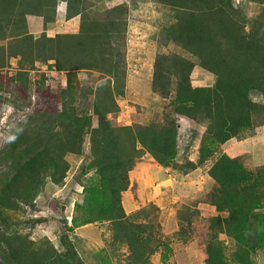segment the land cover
Masks as SVG:
<instances>
[{"label":"trees","instance_id":"trees-1","mask_svg":"<svg viewBox=\"0 0 264 264\" xmlns=\"http://www.w3.org/2000/svg\"><path fill=\"white\" fill-rule=\"evenodd\" d=\"M113 1L0 0V71L17 60L10 84L28 89V75L39 65L66 76L59 108L33 112L15 123L0 150V264H83L68 232L92 225H106L110 235L106 244L111 252L95 255L98 264H152L157 254L167 264L172 250L162 237L160 207L149 203L128 214L123 205L129 172L145 155L181 176L212 163L204 203L216 215L206 219L203 263L257 264L264 253V166L249 169L220 148L264 127V7L247 18L235 0H153L168 11L159 27L160 48L182 52L157 55L152 68L151 91L169 99L171 112L161 122L118 126L114 120L116 100L124 95L129 7L122 2L106 6ZM60 3L65 21L77 18L76 33L8 38L27 16L56 17ZM197 67L213 77L211 86H192ZM79 72L96 73L99 82L93 89L80 88ZM10 106L16 110L17 100ZM180 119L196 123L199 130L202 126L195 163H176ZM68 156L81 158L75 180L82 193L75 195L72 226L67 227L58 196L57 219L24 218L13 224L10 213L24 217L48 185L64 186ZM174 218L176 236L186 243L193 214L183 207ZM44 226L57 231V247L47 236L31 238Z\"/></svg>","mask_w":264,"mask_h":264},{"label":"rangeland","instance_id":"rangeland-1","mask_svg":"<svg viewBox=\"0 0 264 264\" xmlns=\"http://www.w3.org/2000/svg\"><path fill=\"white\" fill-rule=\"evenodd\" d=\"M153 0H115L108 3L107 7L118 5L121 2L129 7L128 20L124 38V95L117 98L116 103L119 112L114 120L118 126H128L133 123L149 124L154 121L161 122L166 114L170 113L169 99H161L151 91L152 68L157 55L168 52L182 54L176 48H160L161 38L158 36L160 24L164 21V14L167 10L156 6ZM262 3V5H261ZM235 5L245 14L247 18H254L258 15L261 7H264V0H235ZM25 17L18 22L9 32L8 38L23 36L26 34L39 35L47 31V36L54 37L57 34H74L77 32L78 20H64V4L57 7V15L50 20H37L38 17L29 19ZM34 19V20H33ZM46 22L47 24H45ZM28 25V28H27ZM15 27L18 30H14ZM48 65H51L50 63ZM17 69V60H10L6 69L0 71V150L6 144L7 133L10 128L26 119L32 112L55 111L59 107L58 94L65 87L66 76L64 73L56 72L53 68L39 65L28 75V89L21 90L14 88L9 79ZM99 75L96 73L79 72L77 84L80 88L93 89L99 82ZM213 83V77L200 68H195L191 74L193 87H209ZM17 100L18 108L14 110L10 103ZM253 101H259L254 97ZM30 106V107H29ZM29 107L28 109H25ZM84 105L80 109H83ZM18 111V112H16ZM6 119V120H5ZM6 121V124H3ZM93 127L96 126V119L93 118ZM177 142L178 165L187 162H196L198 149L200 147L202 126L197 129V124L188 120L180 119ZM10 123L7 130V125ZM252 140H251V139ZM227 148L223 146L220 152L232 158L242 160L245 167L252 169L254 166H264V127L257 129L255 137L246 136L241 140H234ZM88 149V138L83 144L84 153ZM141 166L129 172V179L132 182L129 196L123 199V205L128 214L138 210L137 207L154 203L160 207V224L162 237L169 242L172 254L167 264H204V239L206 235V219L215 216L212 207L204 203L206 194L211 187L207 176V170L212 163H207L181 176L176 171L168 170L167 175H174L173 182H165L159 171L153 167L155 164L150 158L143 157ZM70 165L64 186L56 189L48 185L45 195L39 197L24 217L10 213V219H15L13 224L21 222L24 218H37L47 215L57 217L56 197L63 201L62 214L70 211V204L75 203L76 191L75 180L80 161L75 157L66 158ZM156 170V172H155ZM156 173V174H154ZM159 177V179H158ZM128 195V194H127ZM168 199V200H167ZM60 201V202H61ZM56 203V204H55ZM187 207L192 214V225L190 239L184 243L176 236L178 225L174 218V212ZM68 215V214H67ZM53 218V217H52ZM21 229V227L19 226ZM40 229V232H39ZM72 229V228H71ZM24 233L23 230H18ZM27 233V232H26ZM43 235L55 246H58V234L55 228L44 226V230L37 228L33 231V240L42 239ZM70 243L77 251L83 264H98L99 258L95 255L102 250H107L106 244L110 235L106 225H92L81 229H72L68 232ZM45 238V237H44ZM224 239L223 236L220 237ZM111 252L110 250H107ZM122 253V250L120 251ZM123 261V260H122ZM114 262H118L115 258ZM152 264H161L159 254L151 258ZM115 264V263H114ZM123 264V263H122ZM257 264H264V253L257 258Z\"/></svg>","mask_w":264,"mask_h":264},{"label":"clouds","instance_id":"clouds-1","mask_svg":"<svg viewBox=\"0 0 264 264\" xmlns=\"http://www.w3.org/2000/svg\"><path fill=\"white\" fill-rule=\"evenodd\" d=\"M60 4H63V3H60ZM30 107V106H29ZM29 107H26L25 109H28ZM59 108V107H58ZM16 112H18V111H16ZM34 112H36V111H34ZM33 113V112H32ZM31 113V114H32ZM6 120V119H5ZM24 120V119H23ZM21 120H19V122H20ZM3 124H6V121L3 123ZM9 125H10V123L7 125V130H8V128H9ZM251 137V136H250ZM146 156V155H145ZM144 157V156H143ZM142 157V158H143ZM147 157V156H146ZM141 158V159H142ZM149 158V157H148ZM140 159V160H141ZM152 160V159H151ZM153 161V160H152ZM137 162V161H136ZM136 162H135V164H136ZM135 164H134V166H135ZM156 164V163H155ZM157 165V164H156ZM160 167V166H159ZM173 177H175L174 175L172 176V175H168V179L169 180H171V181H173L174 180V178ZM173 179V180H172ZM209 179V178H208ZM210 181V180H209ZM75 186H76V191L79 193V195L82 193V188H81V186H79V185H77V184H75ZM74 206H75V203H71L70 204V211H69V213H68V211H66L64 214H65V219H66V223H67V227H71L72 226V218H73V215H74ZM211 207V206H210ZM48 214V212H46V214H45V216L44 217H42V218H46V219H57L54 215L52 216V215H47ZM68 214V215H67ZM53 217V218H52ZM68 218H70V223L68 222ZM39 232H40V229H39ZM46 236V235H45ZM44 235H43V237H42V239L45 237Z\"/></svg>","mask_w":264,"mask_h":264},{"label":"crops","instance_id":"crops-1","mask_svg":"<svg viewBox=\"0 0 264 264\" xmlns=\"http://www.w3.org/2000/svg\"><path fill=\"white\" fill-rule=\"evenodd\" d=\"M28 17H30L29 19H32V18H34V17H32V16H28ZM34 20V19H33ZM37 20H50V19H43V18H38ZM45 24H47L46 22H44ZM27 28H28V25H27ZM15 31L16 30H18L16 27H15V29H14ZM10 31H12V29L10 30ZM41 33H46L47 34V31H42ZM50 37V36H49ZM255 135H256V133L254 134V135H252L251 137H255ZM251 139V138H250ZM252 140V139H251ZM233 144V143H232ZM146 157V156H145ZM148 158V157H147ZM149 159V158H148ZM141 160H144L143 158L141 159ZM141 161L139 162V163H137V164H135V169H138V167H140L141 166ZM153 167H155L156 169H157V172L159 171V173L161 174V177H164V180L163 181H165V182H173V181H171V180H169L168 179V175H167V171L168 170H166V169H162L161 167H159L158 165H156V164H154L153 165ZM155 172H156V170H155ZM156 172V173H157ZM169 172V171H168ZM156 173H154V174H156ZM158 179H159V177H158ZM131 187H132V182H131V180L129 179V189L126 191V193H125V195H124V198H126V197H128L129 196V191L131 190ZM128 194V195H127ZM142 206H144V205H142ZM137 208H139V207H137Z\"/></svg>","mask_w":264,"mask_h":264},{"label":"built area","instance_id":"built-area-1","mask_svg":"<svg viewBox=\"0 0 264 264\" xmlns=\"http://www.w3.org/2000/svg\"><path fill=\"white\" fill-rule=\"evenodd\" d=\"M67 220H68V222L70 223V218H68Z\"/></svg>","mask_w":264,"mask_h":264}]
</instances>
